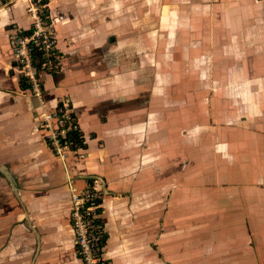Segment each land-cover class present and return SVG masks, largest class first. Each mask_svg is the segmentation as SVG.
I'll list each match as a JSON object with an SVG mask.
<instances>
[{"label": "crops", "instance_id": "1", "mask_svg": "<svg viewBox=\"0 0 264 264\" xmlns=\"http://www.w3.org/2000/svg\"><path fill=\"white\" fill-rule=\"evenodd\" d=\"M56 68L27 90L0 2V264H81L72 188L102 192L110 264H264L260 0H43ZM67 99L65 159L35 122Z\"/></svg>", "mask_w": 264, "mask_h": 264}, {"label": "built area", "instance_id": "2", "mask_svg": "<svg viewBox=\"0 0 264 264\" xmlns=\"http://www.w3.org/2000/svg\"><path fill=\"white\" fill-rule=\"evenodd\" d=\"M8 1L0 0L2 3ZM26 1L29 29L24 31L16 27L9 35V44L27 90L43 102L40 75L52 73L56 68L57 40L47 24L46 10L41 9L46 7L43 0ZM260 1L264 5V0ZM35 122L45 131V141L62 160L81 148L82 131L67 99L60 101L52 113L40 112ZM102 197L96 185L72 188L70 193V230L81 264H110L102 252L105 238Z\"/></svg>", "mask_w": 264, "mask_h": 264}, {"label": "rangeland", "instance_id": "3", "mask_svg": "<svg viewBox=\"0 0 264 264\" xmlns=\"http://www.w3.org/2000/svg\"><path fill=\"white\" fill-rule=\"evenodd\" d=\"M44 7H45V6H44ZM44 7H43V8H41L43 11H45V10H46V7H45V8H44ZM26 10H27V6H26ZM46 11H47V10H46Z\"/></svg>", "mask_w": 264, "mask_h": 264}, {"label": "trees", "instance_id": "4", "mask_svg": "<svg viewBox=\"0 0 264 264\" xmlns=\"http://www.w3.org/2000/svg\"><path fill=\"white\" fill-rule=\"evenodd\" d=\"M81 145H82V143H81Z\"/></svg>", "mask_w": 264, "mask_h": 264}]
</instances>
